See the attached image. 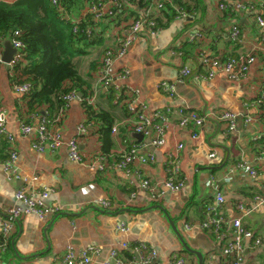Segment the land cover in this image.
Segmentation results:
<instances>
[{
  "label": "crops",
  "instance_id": "obj_1",
  "mask_svg": "<svg viewBox=\"0 0 264 264\" xmlns=\"http://www.w3.org/2000/svg\"><path fill=\"white\" fill-rule=\"evenodd\" d=\"M16 1L0 0L4 3ZM181 1L191 6L192 17L165 20V26L155 33L141 34L128 54L115 64V69L131 71L123 85L138 90V98L146 104L148 114L165 107H173L174 111L185 107L207 117L200 128L172 125L167 130L165 146L156 154L155 163L142 164L136 160L131 165L132 170H140L152 185H157L156 195L141 188L133 173L127 174L118 168L95 172L88 165L72 162L66 146L55 153L35 151L34 136H24L21 125L37 126L43 118L49 119L46 107L40 108L38 113L30 112L26 97L12 89L10 68L0 65V111L6 114L7 130L15 140L10 144L0 136V160H6L10 151L16 150L17 168L22 177L10 179V172L0 166V216L21 206L15 197L21 188L27 193L49 191L47 203L62 207L61 213L46 221L36 217L21 219L7 247L0 251V264H60L68 247L76 251L97 249L93 264L109 262L113 250L119 252L125 264H136L140 255L134 248L139 244L156 251L154 264H169L179 257H185L187 264H200L197 255L185 250L180 236L188 247L203 256V264H232L237 255L226 257L223 254L230 235L219 239L200 227L205 206L214 203L218 193L225 199L221 208L223 216L228 220L242 216L244 227L253 233L252 238L243 241L242 263L264 264V210L255 201L257 195L264 193V160L261 159L264 156V119L263 108L257 102L264 91V29L256 25L253 15L243 16L239 22L245 44L234 46L228 39V29L235 18L219 10L218 0H215L214 13H210L201 0ZM86 9L85 4L75 18L85 14ZM126 10L139 17L146 13L157 15L153 7L142 9L135 4H127ZM134 18L133 15L117 22H112L115 18L93 21L96 42L85 55L74 59L80 76L90 87H85L88 91L86 102L95 111L110 113L114 119L117 133L111 132L113 146L108 153L113 156L125 152L130 141H140L130 128L133 119L126 109L115 104L109 91L99 83L97 69L105 50L118 47L128 33L127 25ZM198 33L205 35V40L191 43L192 36ZM246 54H253L256 62L238 81L230 80L225 72L217 73L211 80L196 78L198 73L204 74L203 55L226 60ZM183 66L191 68L193 73L178 82ZM164 80L175 84L174 97L159 92L158 84ZM78 94L79 99L69 104L58 128L67 142L77 137L81 123L88 124L87 134L80 138L82 155L88 163L98 154H105L99 134L101 122L89 119L83 93L79 91ZM224 112L235 115L234 130L220 119ZM171 120L177 123L178 115L172 114ZM141 142L148 144L149 139ZM181 143L184 148L180 157L187 186L178 193H170L162 186L166 178L165 163L167 155ZM151 151V147L140 150L141 153ZM211 153H216V158L210 159ZM240 162L259 170L258 176L241 171L229 174ZM105 199L112 203L111 209L99 206ZM240 206L250 210V214L243 216ZM121 225H126L128 231L118 230ZM125 243L129 248L122 249ZM2 244L0 240V248Z\"/></svg>",
  "mask_w": 264,
  "mask_h": 264
},
{
  "label": "built area",
  "instance_id": "obj_2",
  "mask_svg": "<svg viewBox=\"0 0 264 264\" xmlns=\"http://www.w3.org/2000/svg\"><path fill=\"white\" fill-rule=\"evenodd\" d=\"M140 0H88L86 13L79 18H73L74 32L79 29L80 24L91 16L93 21H101L104 19H110L114 16L115 11L122 9L127 4H134ZM144 3H149V8L153 9L157 13V17L162 9L168 5H173V0H143ZM55 6L58 5V0H53ZM217 6L220 11L229 12L235 21L229 26L228 39L234 46H243L245 44V37L240 25V19L245 15H253L256 25L260 29H264V0H218ZM177 18L189 19L192 14L184 7L176 8ZM67 20H71V17L64 15ZM150 17L149 13L138 18H134L127 25L128 33L123 37L120 44L116 48H110L105 50L101 64L97 69V78L99 83L109 92L113 94V101L115 104L121 105L127 111V114L132 118V124L130 128L134 134H142L143 139L148 138V144H144L136 140L128 143V149L120 155L110 154H98L91 162L85 163V159L82 155L80 147V138L87 134L86 123H81L78 126L77 137L65 142L62 131L58 128V124L69 107V104L79 99V94L76 91L63 96L65 105L60 111L58 117L54 120L43 118L39 125L33 126L32 124L22 123L21 132L24 136H34L32 143L33 149L39 153L51 152L55 153L63 146L68 149V156L72 162L78 164H85L95 172H106L110 168H118L123 170L127 174L133 173L138 181V185L156 195L157 185H152L151 181L144 177L140 170H132L131 165L138 160L142 164H153L156 162L157 152L163 148L166 144L167 130L176 125L181 128H187L194 126L196 128L202 127L207 122V117L198 114L189 108L179 107L174 111L173 107H165L163 109L154 111L151 114L147 113V106L144 102H141L138 98V90L129 86L123 85V81L127 79L131 71L129 69H115V64L123 59L131 49L132 45L143 33L153 34L156 31V18ZM88 35L91 37L92 31H88ZM21 36L20 31H15L10 39L12 47L16 50L13 60L6 64L3 62V46H0V65H5L10 68L13 77L12 89L15 93L27 97L33 90V86L30 82L20 79H14V67L24 62L25 58V45L19 39ZM95 39V36L93 37ZM205 40V35L202 33L195 34L190 39L191 43L201 42ZM182 56V53H179ZM256 62V57L253 54L240 55L239 57H232L226 60L220 58H211L202 56L201 64L204 70V74L198 73L197 79L211 80L217 73L225 72L229 79L232 81H238L245 77L250 71L251 66ZM191 68L183 66L178 82H183L186 78L192 75ZM158 90L162 94L168 97H174L176 92V86L170 81H161L158 84ZM263 108L264 119V91L260 94L257 101ZM177 114L179 120L177 123H173L171 120L172 114ZM220 119L225 120L228 123V128L234 130L235 128V115L230 112H224L220 115ZM248 122L251 119L247 120ZM112 133H117V128L113 127ZM0 136H4L8 143L13 144L15 142L14 137L9 134L7 130V117L3 111H0ZM196 139L197 135H193ZM151 147L152 151L147 153H141L143 148ZM184 148V144H179L176 149L167 155L165 163L166 178L162 186L170 193H178L187 186L186 178L184 177L182 170V159L180 152ZM216 153L209 155L210 159L216 158ZM264 160V156L261 158ZM18 152L11 150L6 160H0V166L5 171L10 172V179L20 180L22 177L17 168ZM264 168V165H263ZM245 172L252 177H257L259 170L253 168L251 165L245 162H240L233 166L229 170V174L235 172ZM34 180L37 177L33 178ZM24 181L27 179L24 178ZM50 192L44 191L41 193H27L25 188H21L16 192V200L21 203L20 207L11 209L6 216H0V240H3L0 251L5 250L9 238L14 233L17 223L25 217H36L42 221L49 220L50 218L58 215L62 212V207L56 204H48ZM255 201L259 207L264 210V193L255 197ZM225 202L224 196L218 193L215 202L207 204L203 211V220L200 223V227L208 231L210 234H214L217 238H222L230 235V239L223 249V254L231 256L237 255V259L232 264H243L240 258L242 253V244L244 239L252 238L253 233L247 230L242 222V216L228 220L221 213V208ZM99 206L103 209H111L112 203L110 200L105 199L100 201ZM243 216H248L250 210L245 209L243 206L239 207ZM120 231H128L127 226H119ZM129 248L128 244H123L122 249ZM140 255V259L136 264H154L157 258L155 250L150 249L145 244L136 245L134 248ZM97 249L94 247L85 248L80 251L74 250L72 247H68L67 252L60 264H93ZM1 263V259H0ZM105 264H125L117 250H113L110 254L109 262ZM169 264H187L185 257H179L171 260Z\"/></svg>",
  "mask_w": 264,
  "mask_h": 264
},
{
  "label": "trees",
  "instance_id": "obj_3",
  "mask_svg": "<svg viewBox=\"0 0 264 264\" xmlns=\"http://www.w3.org/2000/svg\"><path fill=\"white\" fill-rule=\"evenodd\" d=\"M88 0H58V5L53 0H18L14 3L0 2V46L12 38L15 31H20L19 39L25 45L24 62L14 67V79L28 81L33 90L26 97L30 112H39L40 108L46 107L47 117L54 120L59 116L65 105L63 96L71 91L83 93V103L90 120L101 122L99 134L103 143L105 154L112 148L111 132L114 119L110 113L99 110L95 111L86 102L90 88L80 76L74 59L87 53V49L96 40L93 19L91 16L83 21L78 31L74 32L72 19L77 17ZM135 5L145 9L149 3L140 0ZM184 7L190 13L191 6L181 0H174L173 5H168L161 10V16L156 18V30L165 26L167 22L177 17L176 8ZM68 15L71 20L63 17ZM128 15L125 17V14ZM139 17V14L122 9L115 11L112 22L128 20L130 16ZM92 31V36L88 31ZM110 97L113 94L110 91Z\"/></svg>",
  "mask_w": 264,
  "mask_h": 264
},
{
  "label": "water",
  "instance_id": "obj_4",
  "mask_svg": "<svg viewBox=\"0 0 264 264\" xmlns=\"http://www.w3.org/2000/svg\"><path fill=\"white\" fill-rule=\"evenodd\" d=\"M4 48H5V51H4V55H3V62L8 64L13 60V57L16 53V50L12 47L10 41L5 42ZM43 114H44V112H43ZM134 137L137 138L139 141H141L143 139L142 134H134ZM171 224L174 227V224L172 222H171ZM174 229H175V227H174ZM180 238H181L182 244L184 245L185 250L192 253V254L197 255V257L199 258L200 264H203V261H204L203 256L199 252L194 251L190 247H188L181 236H180Z\"/></svg>",
  "mask_w": 264,
  "mask_h": 264
},
{
  "label": "rangeland",
  "instance_id": "obj_5",
  "mask_svg": "<svg viewBox=\"0 0 264 264\" xmlns=\"http://www.w3.org/2000/svg\"><path fill=\"white\" fill-rule=\"evenodd\" d=\"M202 3L201 4H204L207 9L210 11V13H214L215 10H214V4H215V0H201Z\"/></svg>",
  "mask_w": 264,
  "mask_h": 264
}]
</instances>
